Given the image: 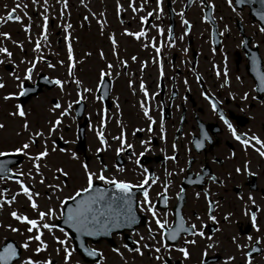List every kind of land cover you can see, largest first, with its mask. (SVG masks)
Listing matches in <instances>:
<instances>
[{
  "label": "flooded vegetation",
  "instance_id": "1",
  "mask_svg": "<svg viewBox=\"0 0 264 264\" xmlns=\"http://www.w3.org/2000/svg\"><path fill=\"white\" fill-rule=\"evenodd\" d=\"M86 1L88 0H84L85 7L80 4V0H67V10L64 11L62 3H57L56 0H47L49 20L46 32L47 41H44L39 35L41 31L39 25L43 23L40 12L43 9L33 11L31 0H0V17L4 16L6 11L11 10L16 3L28 5L27 9L16 12V15L22 16V23L0 20V33H10L11 39L5 41L4 44L12 52V62H7V57L0 54V58L6 61L0 63L2 64L0 73L2 74L4 70L6 75L10 71L22 74L28 61L39 55L44 57L33 69L32 78L25 82V87L30 90L23 96L18 95L12 100L2 101L0 106H3V103H8V112L10 113L14 111L16 103L21 104L28 113L27 120L30 130H45L46 121L54 115L48 111L52 104L60 101L62 105L66 106L67 103L76 99L75 84H65L62 93L50 81L56 78L80 80L81 88H91L93 91L84 93L85 99L78 105L73 104L70 115L63 118V126L55 134L58 147L72 149L82 160L87 161L91 168L99 167L100 160L96 158L98 156L103 163L110 166L107 175H115L117 178L133 183L142 180L143 169H148L150 175L157 178L156 184L149 188V195L156 202L157 210L161 215L163 212L169 211L168 219L170 222H174L176 212L179 211L185 221L189 223L195 222L198 225L199 222L195 221L197 215L204 220L205 236H212L216 245L214 249L208 251V264H224L225 257L228 255L235 256L230 264H243L241 252L235 249L232 237L236 236L237 242L244 244L251 243L245 239L248 235H252L253 240L257 235L264 236V159L260 158L251 148L246 152L242 149V146L232 138L227 127L218 115L212 112L208 101L200 93L209 94L214 101L218 102V111L223 112L238 133L255 134L264 140V103L261 102L264 101V93L254 91L258 81L251 64V55L255 54L258 59L257 68L264 72V34L259 32L257 25L260 22L253 14L259 4L247 5L243 11L239 6H236L237 12L233 13L225 0H212L215 7L213 9L204 7V11L201 12L203 5L199 3V0H175L174 4L170 0H165L163 18L157 21L155 17H152L147 26L148 38L151 39L155 36L156 42L161 45L160 65H162L164 73L161 78L158 67L154 63V50L150 47L142 48L141 44L146 42L144 40L137 41L123 35L125 28L133 32L139 30V15L144 13L138 14L136 19H132L131 11L127 10L122 12L121 17L118 18L115 11L116 0L111 2L105 0L104 7L101 8L98 3L101 0H91L92 2L87 3ZM119 2L125 8L127 7L128 0H119ZM40 3H43V0H40ZM136 4L139 6L140 0H136ZM153 7L154 2L150 0L146 5V10H151ZM173 9L175 12L183 11L184 18L189 21L188 35L184 36L183 40L180 39V36L185 29L181 25L180 16L175 15ZM24 11L27 12V16H24ZM61 11H64L63 16L60 15ZM101 12L105 13L103 17L99 16ZM92 13L97 14L95 18ZM202 15L208 17V23L201 22ZM85 16L88 17L86 21L84 20ZM213 16L215 17L214 21ZM29 17H31L30 20ZM97 19L105 22L103 23V35H101V25L97 24ZM151 23L160 24L164 29L163 37L156 36L155 30L151 28ZM22 24L30 25L31 42L23 31ZM64 25H70L68 28L69 43L73 50L75 63L71 77L68 76L67 69ZM225 25H227V31H225ZM169 26L172 28L175 40V46L172 48L167 47L166 40ZM108 35L115 36L118 56L112 54L111 42L107 39ZM37 39L41 40V50L39 53H34L32 49ZM242 39L245 40V45L240 44ZM12 41L21 43L23 52L15 47ZM253 45L258 47H253ZM183 49H187V52H184ZM101 51L104 54L103 60L99 55ZM85 53H90V55L85 56ZM132 56L136 57L134 62L130 59ZM21 59L25 60V64H18ZM119 60H126L127 67H119ZM58 61H63L64 64L62 65ZM142 61L145 62L143 69H141ZM49 63L54 67L49 68ZM107 63L113 64V75L106 77L102 86L97 88L99 70ZM13 64L18 66L14 68ZM213 64L217 66L216 69H213ZM225 68L229 78V85L226 87L222 86ZM216 71L221 73L219 77H217ZM117 72L120 75L117 76ZM237 76L240 77L239 81L236 79ZM9 78V88L4 91L2 96L17 90L16 82L11 77ZM129 80L133 81L132 87L128 85ZM141 80H143L150 97L156 93L148 101L150 115L156 121L153 124L152 133L147 132L148 121L140 109V103L144 98L139 88ZM185 80H187V85L184 83ZM244 92L248 93V98L242 100L240 97ZM94 96L102 97V99L96 100ZM253 97L255 98L253 99ZM117 104L119 105L118 116ZM102 109L106 110L107 114L103 132L111 147L106 151L96 153L95 149L99 145L94 131L89 129V125L92 129L98 128L100 122L98 113ZM73 116L75 119L72 118ZM117 119L123 125L126 141L134 145L133 150L120 153L119 158H116L115 153L119 142L112 140V137L119 136L121 131ZM161 119L166 133L164 141L159 139ZM8 123L10 125L7 128L10 147H3L0 151L11 150L25 138L24 135L19 137L15 135L17 131H20L22 123L20 117L8 114ZM139 128H143L145 131L135 132ZM201 133L207 137V140H202ZM61 135L64 139L75 142L65 145L59 139ZM149 136L152 139L151 151L141 157L140 165L137 166L133 162L135 157L130 160L129 156L132 151L139 154L143 150L139 141L148 139ZM195 140H201L203 146L200 149L195 147ZM174 142L178 148L176 161L165 160V155H172L171 145ZM49 147H51V140ZM31 151L35 152L36 149L33 148ZM233 152L235 155L231 156L230 153ZM57 155L60 154L57 153ZM11 159L20 168L28 167L26 158L23 156H15ZM189 160L191 164L186 173H179L178 168L186 167L185 162ZM245 160L248 161L249 171L254 175H247L243 171L237 174L234 171L236 167L242 168ZM114 164L122 165L126 171L124 173L116 172L112 167ZM56 165L64 166L72 174L73 178L69 181L70 187L79 183L75 176L79 171L78 161L64 157V161H58ZM168 172H175L176 175L169 176ZM197 174L200 175L199 183L195 182ZM209 175L215 176L217 182L212 183L208 180ZM220 181H223V184ZM165 182H170L166 192V207L164 200L156 195L157 192H162ZM10 186L12 189L16 188L14 184ZM37 187H39L38 184ZM180 188H184L185 191L183 198L177 199L176 193ZM204 188L209 189L210 199L218 202L214 211L217 223L206 219L208 202L204 199ZM37 190L43 192V190ZM197 192L201 193L199 198H196ZM249 194L254 198L256 206L261 209L257 213L260 233L254 232L249 219L244 215L247 209L255 210L251 204H247ZM163 195L165 193L162 192ZM238 195L242 199H238ZM136 199H140V197L137 195ZM22 201L23 198L18 197V202ZM39 202L43 207L42 199ZM16 206L14 204L12 207ZM2 211L4 218L9 219V222L16 226V222L7 215L9 209L5 207ZM228 212L232 215L228 221H224L223 216ZM28 214L31 215L30 210H28ZM147 221L148 217L138 212L137 223L134 225L136 231L144 235ZM2 225L3 220L0 219V227ZM56 234L61 236L58 231ZM71 236L73 240L70 247L75 248L76 251L71 257L70 264H77V261H80V264H95L94 258L83 255L79 243L75 241V234L72 233ZM130 236H132L130 231L121 228L110 231L106 235L82 237L81 241L88 247L100 250L106 258L105 264H157L151 259L147 250H144L143 256H137L123 248L124 243H127L129 247H135L132 239H129ZM6 238L19 242L17 237L5 236L3 240ZM185 238L193 239L191 236L182 235L180 240ZM196 241V245L188 246L190 259L184 261V264H198L199 253L203 250L205 241L200 238H196ZM167 243L171 244L172 242L168 241ZM113 247L119 248L123 256L112 252ZM255 247L264 249V241ZM20 252L23 256L24 250L21 249ZM250 254L252 264H264V251ZM41 255L42 253L36 258L42 259ZM171 257L168 264H174V262L180 264L179 253L173 250ZM54 259L56 264L61 261L60 256H56Z\"/></svg>",
  "mask_w": 264,
  "mask_h": 264
},
{
  "label": "snow or ice",
  "instance_id": "2",
  "mask_svg": "<svg viewBox=\"0 0 264 264\" xmlns=\"http://www.w3.org/2000/svg\"><path fill=\"white\" fill-rule=\"evenodd\" d=\"M57 3H62L64 6V11L67 10V0H56ZM150 0H140L139 6L136 4V0H128L127 7L125 8L119 0H116L115 11L118 18L121 17L122 12L130 10L132 13V19H136L139 15V30L129 31L127 28L124 29L123 35L132 37L133 39L140 41L144 40L145 43L141 44L142 48H152L155 53L154 63L157 65L159 70V77H163L162 65H160V59L162 57L161 45L156 42V37L148 38V24L150 23V18L155 17V20L159 21L164 15L165 0H153L154 7L151 10H146V5H148ZM171 3H175V0H170ZM33 5V11H39L43 23L39 25L41 31L39 33L40 37L44 41H47V24L49 16L47 15L48 4L47 0H31ZM199 3L203 5L201 7V12L204 11V7L213 9L215 5L212 0H199ZM225 3L231 9L233 13L237 12V7L239 6L241 11L247 5L258 3L259 7L256 8L253 14L257 17L260 22L257 27L260 33L264 34V0H225ZM80 4L85 6L84 0H80ZM235 5V6H234ZM7 8V6H5ZM28 5L16 3L13 5L11 10L6 11V14L0 17V20L14 21L22 23V16L16 15L17 10L27 9ZM64 11L60 12V15H64ZM175 15L180 16L181 25L184 27V31L180 36L183 40L184 36L188 35L187 28L189 27V21L184 18V12H175ZM95 18L97 14L92 13ZM105 13H99L100 17H103ZM24 16H27V12L24 11ZM31 17H29V20ZM87 16L84 17L86 21ZM213 21L215 17H212ZM202 23H208L207 16H201ZM103 23L100 19H97V24L101 25V35L104 34ZM59 27V25H58ZM70 25H64V41L67 45V69L68 76L71 77L72 70L75 67L73 50L69 43L68 28ZM151 28L155 30L156 36H164V29L158 23H151ZM225 31H227V25L224 26ZM22 29L26 35L30 36V25H23ZM11 39L10 33L2 32L0 33V54L7 57V62H12V52L5 46L4 42ZM108 41L111 42L112 54L118 56V45L114 35L107 36ZM167 47L172 48L175 46V40L172 35V28L169 26L168 36L166 37ZM13 45L23 52V45L17 41H12ZM163 41L161 42V44ZM245 40H241L240 44L245 45ZM253 47H258L253 45ZM41 50V40L37 39L34 42L32 51L34 53H39ZM187 52V49H183ZM90 55V53H85V56ZM100 58L104 59V54L101 51L99 53ZM42 55L36 56L34 59L27 62V65L23 68L22 74H17L15 71L8 72V76L11 77L16 82V91L9 92L2 97L0 100L9 101L14 99L16 96L25 95L30 89L25 87V82L32 78V72L36 64L43 60ZM133 62L136 60L135 56L130 58ZM3 58H0V63H5ZM60 64H64L63 61H58ZM183 63V61H182ZM18 64H25V60L21 59ZM251 64L254 70L258 84L254 91H259L264 93V72L259 71L257 68L258 59L255 54L251 55ZM17 64H13L15 68ZM118 66L121 68L127 67L126 60H119ZM49 68H53V64H48ZM145 67V62H141V69ZM213 69H216V65H212ZM113 64L107 63L103 68L99 70V82L97 83V88L102 86V82L106 77L113 75L112 73ZM116 75H120L119 72ZM217 77L221 75L219 71H216ZM236 79L239 81L240 77L237 76ZM56 87L60 89L63 93L65 84H75V95L76 99L67 103L66 106L62 105L60 101H56L49 108V112L54 114L52 118L46 121L45 130L31 129L27 120L28 113L23 109L21 104L16 103L14 106V111L9 113V116H18L21 118L22 123L20 124V131H17L15 135L17 137L24 135L25 138L18 146L13 147L9 151H0V210L5 207L9 209L7 212L8 217L14 222L16 226L12 223H6L4 228L7 232L17 234L21 237V240L17 243L15 241H9L7 238L5 240H0V264H56L55 259L51 255L43 257L42 259H37L36 257L49 249L48 241L44 240L43 237L45 232L51 237V240L55 243V253L57 256L61 257V264H70V258L76 251L75 248L70 247L73 240L71 233L75 234V241L79 243V247L83 252V255L94 258L95 264H105V256L103 253L95 248L88 247L86 243L81 241L82 237H97L102 234L106 235L110 231L119 230L124 228L132 233L129 239H132V243L135 247H129L127 243L122 246L128 252H133L137 256H143L145 254L144 250H147L151 259L156 261L157 264H168V261L172 259L171 251H175L180 254V264H184V261L190 259V253L188 251L189 245H196V238H200L205 241L203 250L199 253L200 259L198 264H208L207 257L208 251L216 247L213 242L212 236H205V223L200 216H195V221L199 224L192 222L189 223L185 221L183 216L179 211L176 212V218L174 222H170L169 211L161 213L157 210L156 202H154L149 195V188L151 185L156 184L157 178L150 175L148 169H143L142 176L143 179L137 183L126 179L117 178L115 175H107L110 171V166L103 163L100 157H96L100 160L98 168H91L87 161L82 160L75 151L66 147H58L56 143L55 134L59 132L63 126V118L68 117L73 108V104H80L81 101L85 99L84 93H90L93 91L91 88H81V82L78 79L61 80L52 79L50 81ZM187 85V80L184 81ZM129 87H132L133 81H128ZM229 85V78L227 75V69L225 68L223 72V83L222 86L226 87ZM159 86V85H158ZM5 84L0 81V89L4 88ZM140 91L143 93V100L140 103V109L143 116L147 119V132H153V124L156 121L153 120L150 115V107L148 106L149 99L153 98L156 93L149 96L143 80L139 82ZM133 91H135L133 89ZM200 95L208 101V104L214 114H217L219 119L227 127L232 138L239 142L242 149L246 152L247 149L251 148L258 156L264 159V140H261L255 134L248 135L247 133H238L233 125L226 119L223 112H219L217 109V103L214 101L209 94L201 92ZM231 96V93H229ZM234 98V97H233ZM242 100L248 98V93L244 92L240 97ZM255 97H253L254 99ZM94 99L100 100L102 97L94 96ZM264 103V101H261ZM115 103V102H114ZM117 116L119 115V105L117 104ZM100 122L97 129H92L89 125V129L94 131L96 140L98 141V147L95 149L96 153L106 151L111 147L108 140L106 139L103 128L106 123V110H101ZM75 119V117H72ZM117 124L120 126L121 131L119 136H113V141H118L119 146L115 148L116 158H119L120 153H127L129 150L134 149L132 143H128L125 137V131L121 121L117 119ZM5 125L0 124V129H4ZM145 131L143 128L136 129L135 132ZM202 140H207V137L201 133ZM59 139L63 141L65 145L74 143L75 141L64 139L63 135L59 136ZM159 139L164 141L166 139L165 128L161 119L160 129H159ZM51 140V147H49V141ZM142 151L137 154L135 151L131 152L129 159L132 160L137 166L140 165L141 157L146 153L151 151L152 139L149 136L148 139H142L139 141ZM195 147L200 149L203 144L201 140L194 141ZM35 148L36 151L32 152L31 149ZM172 155H165V160L176 161L177 157V144L174 142L171 145ZM163 151V149H161ZM60 154L67 157L70 160L78 161V173L75 174L78 178L79 183L74 186H69L70 179L73 178L72 174L67 171L64 166L49 164V157L52 154ZM234 156L235 153H230ZM23 156L26 158L28 167L26 169L20 168L16 165V162L11 159V157ZM186 167H179V173H186L188 167H190L191 161L185 162ZM116 172L124 173L126 169L122 165H112ZM234 171L240 174L242 171L247 175H254L249 171L248 161L245 160L242 168L236 167ZM47 172V175H45ZM169 176L176 175L175 172H168ZM212 183L217 182V178L213 175L207 177ZM99 182V184H97ZM190 183L192 181H189ZM196 183L200 182V175L197 174ZM170 182H165L163 184L162 192L165 195L162 196V192H157L156 195L161 197L165 202V207L167 206V196L166 192L169 187ZM223 184V181H220ZM11 184L16 186L15 189L11 188ZM39 184L43 189V192L38 191L36 185ZM136 190V191H134ZM184 188H180L176 193L177 199L183 198ZM140 199H136V196ZM196 198H199L201 193L197 192ZM203 195L205 201H207L206 209V219L217 223V217L214 214L215 207L218 206L217 201H212L210 199L211 193L209 189H203ZM43 196L45 203L43 207L40 204V199ZM18 197H22L23 201L18 202ZM238 199H242L238 195ZM17 205L13 208V205ZM247 204H251L254 207L252 209H247L244 215L249 219L251 228L256 233L261 232V228L257 222V213L261 211L259 206H256V202L251 194L247 198ZM246 204V207H247ZM28 210L31 211V215L28 214ZM143 213L148 217V221L145 225V234L142 235L140 232L136 231L134 225L137 223V214ZM232 213H225L223 216L224 221H228ZM22 226V227H21ZM59 232L61 236H57L56 232ZM219 231V229H217ZM191 236L193 239H183L180 240L181 236ZM135 237V239H133ZM147 237V239H146ZM246 241L251 243L241 244L237 242L236 236L232 237V243L235 249L241 252L243 264H252L251 254L253 252H261L258 246L264 241V236L257 235L255 240H253L252 235L245 237ZM171 241L172 243H167ZM255 245V246H253ZM31 248L32 255L22 256L20 250L28 252ZM112 252L116 253L118 256H123V253L119 248L113 247ZM235 259L234 255H228L225 257L224 264H230L231 261ZM80 264V261H77ZM175 264V262H174Z\"/></svg>",
  "mask_w": 264,
  "mask_h": 264
},
{
  "label": "rangeland",
  "instance_id": "3",
  "mask_svg": "<svg viewBox=\"0 0 264 264\" xmlns=\"http://www.w3.org/2000/svg\"><path fill=\"white\" fill-rule=\"evenodd\" d=\"M113 1V0H110V2ZM87 2H92L91 0L89 1H86ZM98 3L100 4L99 8L101 7H104V3H105V0H101L100 2L98 1ZM1 65L0 64V68H1ZM1 81H3V83L5 84V87L0 89V97H2V94L4 93V91H7L9 86V80L10 78L8 77V75H6V72L3 70V73L1 74ZM2 103V100H0V104ZM32 104H33V101H32ZM8 103H3V106L1 105L0 106V124H4L5 125V128L4 129H0V149H2L3 147H6V146H9V137H8V132H7V128H9V123H8ZM7 119V120H6ZM16 143V142H15ZM64 157L63 155H57V154H52L50 155L49 157V164H56L58 161H64ZM45 175H47V172H45ZM39 187H37V189H40V190H43L41 188V186L38 184ZM42 199V203L44 204L45 203V200L43 198V196L41 197ZM0 219L3 220V225L2 227H0V240H3L5 238V236H11V237H17L16 239L18 241L21 240V237L17 234H13V233H10V232H7L6 229L4 228V225L6 223H10L9 222V219H6L4 218L3 216V211L0 210ZM58 235V234H56ZM44 240L48 241L49 243V249L47 252H44L42 253L41 257H46V256H49L51 255L52 258L54 259L57 255L55 253V248H54V245L55 243L51 240V237L45 232V235L43 237ZM31 248L29 249L28 252H24L23 256H27V255H31ZM70 262H71V258H70ZM59 264H61V261L59 262Z\"/></svg>",
  "mask_w": 264,
  "mask_h": 264
}]
</instances>
